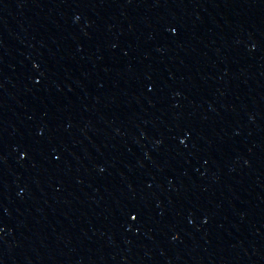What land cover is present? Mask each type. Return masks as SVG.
<instances>
[{"label": "water", "instance_id": "1", "mask_svg": "<svg viewBox=\"0 0 264 264\" xmlns=\"http://www.w3.org/2000/svg\"><path fill=\"white\" fill-rule=\"evenodd\" d=\"M0 264H264V0H0Z\"/></svg>", "mask_w": 264, "mask_h": 264}, {"label": "snow or ice", "instance_id": "2", "mask_svg": "<svg viewBox=\"0 0 264 264\" xmlns=\"http://www.w3.org/2000/svg\"><path fill=\"white\" fill-rule=\"evenodd\" d=\"M131 219L136 220V219H138V216L137 215H132Z\"/></svg>", "mask_w": 264, "mask_h": 264}]
</instances>
